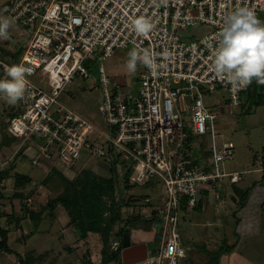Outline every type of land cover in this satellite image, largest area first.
I'll list each match as a JSON object with an SVG mask.
<instances>
[{
	"label": "built area",
	"instance_id": "obj_1",
	"mask_svg": "<svg viewBox=\"0 0 264 264\" xmlns=\"http://www.w3.org/2000/svg\"><path fill=\"white\" fill-rule=\"evenodd\" d=\"M237 7L253 10L259 20L264 14V0H167L166 5L160 0H11L5 8L12 24L33 27L15 63L31 69L29 84L17 102L21 111L8 126L21 147L38 151L33 165L58 162L70 170L89 154L114 163L119 177L128 173L131 185L155 179L164 183V194L151 213L154 223L162 224L161 247L143 264L185 259L192 249L183 245L179 230L183 206L194 209L203 191L214 190L219 199L216 187L222 189L224 179L231 184L243 180L245 172L224 168L236 147L217 143V115L203 98L204 92H216L227 105L240 107L249 88L234 90L212 71L217 33ZM139 16L154 25L147 37L133 29ZM199 25L210 26L212 32L189 39V28ZM9 39H0V79L5 65L14 64L5 60ZM118 48L148 50L163 67L153 75L145 66L137 85L124 84L103 65ZM96 68L103 93L99 108L108 132L59 101L69 84L77 77L90 79ZM195 151L208 156L199 160ZM6 164L0 160V173ZM24 202L33 205L31 198ZM120 246V241L111 243L114 251Z\"/></svg>",
	"mask_w": 264,
	"mask_h": 264
},
{
	"label": "rangeland",
	"instance_id": "obj_2",
	"mask_svg": "<svg viewBox=\"0 0 264 264\" xmlns=\"http://www.w3.org/2000/svg\"><path fill=\"white\" fill-rule=\"evenodd\" d=\"M10 1L11 0H0V17H6L5 8ZM260 21L264 22L263 13H261L260 15ZM30 28L33 29L32 26H20L11 24V27L9 28V51L7 50L5 53V56L7 57L5 58V60L12 63L9 57L20 50L24 52L31 37V34L28 32ZM210 32H212V28L207 25L191 27L189 28V33L191 35L188 38L194 40ZM130 51H132V48L116 49L111 57H108L103 61V65L108 74L118 77L123 81L124 84H127L129 83V81H131L134 85H137V78L145 66L138 62L137 71L135 72V74L130 73L126 68V62L129 58L128 53ZM2 78L5 79L7 77L6 75H4L2 76ZM124 91H127V89H124ZM102 97L103 93L99 84V71L98 68H96L94 72H92V76L90 79L77 77L71 84H69L67 90L61 93L59 101L81 116L88 119L99 129H103L104 131L108 132L109 126L106 123L104 115L99 108ZM255 97V93H252L251 96L244 93L242 97L243 104L240 107H233L227 105L225 103V99L221 98L218 93L204 92L203 98L206 106H208L210 110L217 115V143L222 144L223 142H230L233 143V145L236 147L234 158L232 160H227L224 163V168L228 172L237 170L239 171L243 170L244 168L251 169L255 167H261V161L264 157V103L262 105H256L255 101L257 98ZM19 112L20 111L18 103L9 104L6 102L3 96H0V124H2L3 128L2 140L8 144L12 142L14 144L13 147H16L17 144L21 143V140L15 138L8 132V126L10 119L13 116H16ZM206 137V143L208 146H210L211 139L209 136ZM195 154L196 156L198 155L197 158H199V155L201 153L199 151H195ZM106 162L107 161L103 159L93 158L89 154H85L84 158L81 159V162L78 165H75L70 170H67L63 167L62 168L67 174L66 178L69 181L75 182L80 179H90V177L94 175H97L99 177L110 176L111 174L108 172ZM56 163L57 162L41 161L37 165L32 164L33 167L43 168L48 171V174H46L44 178H42L43 173L39 171L34 173V170H31L29 168L25 170L28 174L35 176V178H33L32 180V183L28 184L25 187V191H23V196L21 197L23 201H21L20 205L22 207V210H24L23 216L25 215V227H28L29 225L31 226L29 220H31L32 223L34 222L36 224L38 221H40L41 215L45 213L43 227L46 229L51 228L55 224V221L54 223L52 221V218L54 216L51 215H54L53 212L48 216L49 211L46 210L48 201L54 199L66 190L74 192L77 189V187H70L69 185H67V182L63 181L60 175L54 172L55 170L53 169L56 168L53 167V165H55ZM119 176L120 175H118V177ZM252 177L253 176H250V174H247L245 172V180H248ZM124 178L125 176L120 177L117 180L120 198H122L124 202V218L127 219L131 216L135 217L138 215L140 221L137 222L136 227L145 229L151 228L152 222H149L146 216H140V211L144 207L152 209L154 205H156V203L158 204L160 202V199L165 191L164 183L160 179H155L143 185H132L127 189L124 186ZM243 180L240 183L236 184V186L242 187V185H244ZM222 182L225 184V186L228 187V191L223 192L222 199L220 200L222 206L219 210L218 222L222 224L221 226L204 227L191 225L193 223H191L187 218L185 219V216L187 215L184 212H181L179 220V230L182 235V240L185 242L186 247L194 246L195 249L187 254V257L185 259L180 260L179 264H210L209 260L211 259L213 253H215L213 251L211 252L210 250H213L215 246L218 247V244L214 245L207 243L209 237L211 236L213 238V241L219 242L220 238H225V226L230 225V222L234 221L231 211L232 208L230 206H234L231 190L234 186L226 179H224V181ZM1 188H3V190H6L7 194L12 195L10 199L18 197L17 195H20V193H17L14 190L12 191V185L6 184V186H3ZM146 197H149L151 199V202L149 204H144V199ZM27 198L32 199V207H28L24 202ZM60 209L64 210L63 207H60ZM33 213L35 215H38L36 216L38 217V220L33 219ZM3 215L7 214H4V212H0V217H2ZM21 220H24V218ZM21 220H19V222H21ZM10 222V224H12L13 221ZM51 223L53 225H51ZM10 224L8 226H10ZM60 224H62L63 228H67L70 225H67L66 222H60ZM121 226H123V223L119 224L116 229L118 230ZM157 227L159 229V232L157 233L155 243L157 246H160L162 224L157 223ZM203 243L210 244L209 246H206L207 249L209 248L210 250L205 251L199 249L200 247L197 248L198 245ZM247 243L252 245V254H254L255 256H253L250 251L247 250ZM240 246L239 249L242 253H250L252 255V258L257 260L259 264H264L263 254L258 255L261 251H259L258 248L262 247V250L264 251V233L260 234V236H252L250 238L248 237L244 241L243 246ZM208 251H210L211 254H209ZM97 252L100 253V250H95V253L93 254H95V256H99ZM3 254L4 252L0 250V256ZM153 254L154 253H152V255ZM30 255H28L25 259H28ZM84 256L83 257L86 260L84 264H88L87 259L90 255H85L84 253ZM81 257L82 256L79 255V258ZM18 261L19 260H17V262L11 261V264H18ZM41 264H43V262Z\"/></svg>",
	"mask_w": 264,
	"mask_h": 264
},
{
	"label": "crops",
	"instance_id": "obj_3",
	"mask_svg": "<svg viewBox=\"0 0 264 264\" xmlns=\"http://www.w3.org/2000/svg\"><path fill=\"white\" fill-rule=\"evenodd\" d=\"M19 111H21L20 107ZM2 131V124H0V160L7 163L4 170L8 169L7 178L3 179L0 184V192L2 193V197H0V212H4V214H7L3 215L0 218V227L8 231L9 247L13 251L19 253L24 258H27V256L31 254L29 256V261L31 264H33V261L34 264H41L42 262L43 264H84L86 261L84 259V253L85 255H90L87 259L88 264H101L102 240L100 235L91 232L87 235L86 238H81L75 227L70 223V218L66 210L60 209V207H62L60 205H58V208L53 211L54 215H51L54 216L52 218L53 223L55 221L54 225L51 223V225H53L51 228L46 229L43 227L45 213L41 215L42 219L40 218V221L36 223L37 225L34 222L32 223L31 220H29L31 226L29 225L30 227H25V215L23 216L24 210H22V207L20 205L21 201H23L21 197L23 196V191H25V187L28 184H31L33 178H35V176L28 174L25 170L29 168L31 170H34V173L39 171L43 173L42 178H44L46 174H48V171L43 168L33 167V160L38 156V151L36 149L21 147L22 143L17 144L16 147H13L14 144L12 142L10 144L5 143L2 140ZM200 153L201 154L199 155V160H203L208 156V153L206 152ZM53 167H55L59 173H62L65 176L67 175L58 162L53 165ZM263 168L264 157L261 161V167H255L251 169L244 168L243 170H239L242 172H246L247 174H250V176L253 177L249 178L248 180L246 179L247 181L243 177L244 185H242V187H238L236 186V184H233L234 187H232L231 190L234 206H230L232 208L231 211L234 221L230 222V225L226 224V230L224 231L225 238H220L218 242L213 241V238L210 236L207 243L214 245L218 244V247L215 246L213 250H210L209 248L207 249L206 246H209L210 244L203 243L197 246V248L200 247L199 249L205 251L210 250L211 252H215L222 244L220 242H223L224 240H227L229 245L236 244L235 249L232 252L225 253L221 256L220 264H259L257 260L252 258V255H255L252 254L253 249L251 244L247 243L246 248L248 247L247 250H249L252 255L247 252L245 254L242 253L239 249V246L241 244L240 247H242L244 241L248 237L250 238L252 236H260V234L264 233ZM107 169L109 168L107 167ZM18 173L30 177L31 182H29L26 186L24 185L16 189L15 175ZM6 184L12 185V191L14 190L17 193H20V195L15 194L18 197L10 199L12 195L7 194L6 190H3V188H1L3 186H6ZM216 188L217 191L221 193V197L219 199L215 197V193L213 192L214 190L203 191L200 193L198 197L197 206L194 209H189L187 208V206H183L182 212L187 215L185 216L184 214L185 219L187 218L191 223H193L191 225L204 227L222 225L220 222H218L219 210L222 206L220 200L222 199L223 192L228 191V187L225 186L220 189L218 186ZM239 191H247L243 207H240L238 205L241 198ZM157 205L158 204L156 203L154 207H156ZM154 207L152 209L144 207L140 211V216H146L148 220H151V228L145 229L136 227L135 229L130 230L131 233L133 230L143 231L139 234V239L143 241H149V243L147 244L149 249V256L157 255L161 247V244L160 246H157L155 243L159 229L157 227V223H154V217H152L153 215L151 216L152 212L153 214H155ZM49 215L50 214H48V216ZM23 218L24 220H21ZM19 220H21V222H19ZM10 221H13L12 224H10ZM60 222H66L67 225H70L67 228H63V223L60 224ZM9 224L10 226H8ZM182 242L183 245L186 246L183 240ZM190 248L192 250L195 249L194 246H190ZM258 249L259 251L261 250L260 254L258 255L263 254L264 256V251L262 250V247ZM95 250H100V253L97 252L99 256H95V254H93L95 253ZM210 251H208L209 254H211ZM152 253L154 254L152 255ZM79 255H81L82 257L79 258ZM17 260L19 259L15 254L4 253L0 256V264H11V261L17 262ZM144 261L135 264H143ZM210 261L211 259L209 260V263ZM123 264H125L124 261Z\"/></svg>",
	"mask_w": 264,
	"mask_h": 264
},
{
	"label": "clouds",
	"instance_id": "obj_4",
	"mask_svg": "<svg viewBox=\"0 0 264 264\" xmlns=\"http://www.w3.org/2000/svg\"><path fill=\"white\" fill-rule=\"evenodd\" d=\"M167 4V0H160ZM12 20L0 17V39H9ZM224 26L217 33V43L211 54L212 71L215 76L231 85L232 89H245L255 80L264 85V22L247 7H237L227 15ZM135 33L147 37L154 25L144 16L132 21ZM167 59L168 54H163ZM127 70L135 74L138 62L146 66L153 75L163 67L157 64L155 55L148 50H132L128 53ZM6 77L0 79V94L6 102L16 104L27 90L31 69L24 64L5 65Z\"/></svg>",
	"mask_w": 264,
	"mask_h": 264
},
{
	"label": "trees",
	"instance_id": "obj_5",
	"mask_svg": "<svg viewBox=\"0 0 264 264\" xmlns=\"http://www.w3.org/2000/svg\"><path fill=\"white\" fill-rule=\"evenodd\" d=\"M6 53V52H5ZM23 51L15 52L11 56L12 63H18L22 57ZM255 93L256 105H262L264 103V85L256 83L254 80L249 85L248 90L245 92L246 95L251 96ZM2 94H0L1 96ZM108 172L111 174L106 177H99L94 175L90 179H80L77 181H69L65 175L59 173L54 169L55 173L60 175L63 181L67 182L70 187H77L74 192L68 190L58 195L54 199L48 201L46 210L51 215L52 212L58 207L62 206L69 218L70 223L75 227L81 238H86L89 233H97L100 235L102 240L101 249V264H123L122 257V241L125 235H129L131 229L136 228L137 222L140 221L139 216H131L127 219L124 218L123 209L124 202L120 198L117 180L118 173L116 167L113 164L107 163ZM8 176V169L0 173V184L1 181ZM125 187L128 189L132 185L129 182L128 173L125 175ZM31 182V178L23 174L15 175V188L18 189L22 186H26ZM240 192V201L238 205L243 207L244 199L246 198L247 191ZM0 197L2 193L0 192ZM34 214V213H33ZM32 214V215H33ZM38 215H33V219H37ZM1 218V217H0ZM151 222V220H148ZM118 230L116 227L122 224ZM113 241H120L121 246L118 251L111 249V243ZM236 244L229 245L227 240H224L220 247L211 257L210 264H220L221 256L225 253L232 252L235 249ZM0 250L4 253L15 254L19 259V264H31L29 259H25L19 253L13 251L8 245V231L0 227Z\"/></svg>",
	"mask_w": 264,
	"mask_h": 264
},
{
	"label": "water",
	"instance_id": "obj_6",
	"mask_svg": "<svg viewBox=\"0 0 264 264\" xmlns=\"http://www.w3.org/2000/svg\"><path fill=\"white\" fill-rule=\"evenodd\" d=\"M141 230H133L129 235H125L122 241V257L125 264H135L142 262L149 256L148 243L139 239ZM155 239V238H154Z\"/></svg>",
	"mask_w": 264,
	"mask_h": 264
}]
</instances>
